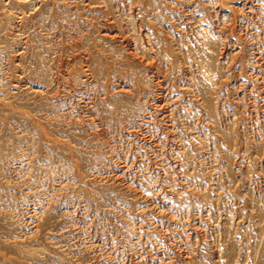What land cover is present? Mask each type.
<instances>
[{"label":"rangeland","instance_id":"374dc122","mask_svg":"<svg viewBox=\"0 0 264 264\" xmlns=\"http://www.w3.org/2000/svg\"><path fill=\"white\" fill-rule=\"evenodd\" d=\"M0 264H264V0H0Z\"/></svg>","mask_w":264,"mask_h":264}]
</instances>
